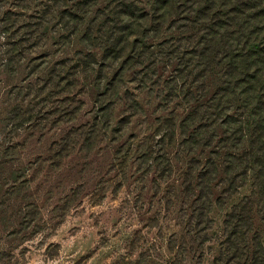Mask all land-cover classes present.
I'll return each instance as SVG.
<instances>
[{
	"label": "rangeland",
	"instance_id": "obj_1",
	"mask_svg": "<svg viewBox=\"0 0 264 264\" xmlns=\"http://www.w3.org/2000/svg\"><path fill=\"white\" fill-rule=\"evenodd\" d=\"M155 8L0 0V264H221L225 221L252 181L228 190L219 165L211 204L207 185L201 200L189 185L207 132L222 135L215 121L191 138L227 86L223 65Z\"/></svg>",
	"mask_w": 264,
	"mask_h": 264
},
{
	"label": "trees",
	"instance_id": "obj_2",
	"mask_svg": "<svg viewBox=\"0 0 264 264\" xmlns=\"http://www.w3.org/2000/svg\"><path fill=\"white\" fill-rule=\"evenodd\" d=\"M155 6L161 22L177 14L194 36L200 35L194 46L196 57L212 62L214 56V65H223L222 83L227 86L217 90L202 106L206 117L201 119L206 124H196L191 138L200 143L201 134L215 121L222 135L219 139L215 130L207 132L205 143L201 144L209 150L205 170L197 173L189 188H193L195 200H201L207 185L206 200L210 199L211 204V190L217 178L212 179L219 165L228 190L248 178L252 181L250 196L225 221V255L221 264H238L246 254L248 264H264V0H155ZM228 110L234 116L230 120ZM193 114L184 120V126ZM230 122L236 125L233 131L229 130ZM251 203L257 207L260 232H251Z\"/></svg>",
	"mask_w": 264,
	"mask_h": 264
}]
</instances>
